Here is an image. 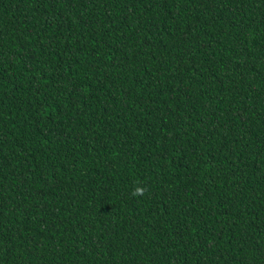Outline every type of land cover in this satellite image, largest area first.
Segmentation results:
<instances>
[{
	"label": "trees",
	"instance_id": "16d2710c",
	"mask_svg": "<svg viewBox=\"0 0 264 264\" xmlns=\"http://www.w3.org/2000/svg\"><path fill=\"white\" fill-rule=\"evenodd\" d=\"M0 264H264V0H0Z\"/></svg>",
	"mask_w": 264,
	"mask_h": 264
},
{
	"label": "clouds",
	"instance_id": "9594fccd",
	"mask_svg": "<svg viewBox=\"0 0 264 264\" xmlns=\"http://www.w3.org/2000/svg\"><path fill=\"white\" fill-rule=\"evenodd\" d=\"M147 191V189L143 186H140L139 184L134 187L133 191H132V195L134 197H140V196H143L144 193Z\"/></svg>",
	"mask_w": 264,
	"mask_h": 264
}]
</instances>
